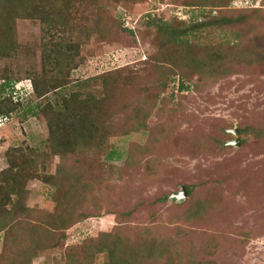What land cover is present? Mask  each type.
Returning <instances> with one entry per match:
<instances>
[{"label": "rangeland", "instance_id": "obj_1", "mask_svg": "<svg viewBox=\"0 0 264 264\" xmlns=\"http://www.w3.org/2000/svg\"><path fill=\"white\" fill-rule=\"evenodd\" d=\"M201 2L0 0V101L21 106L0 117V178L14 165L34 176L0 213V264H108L110 250L115 264H264V0L187 7ZM160 20L208 26L193 49L165 50ZM65 41L79 52L69 72ZM78 84L106 148L56 157L53 114L32 113ZM60 173L55 191L40 177Z\"/></svg>", "mask_w": 264, "mask_h": 264}, {"label": "trees", "instance_id": "obj_2", "mask_svg": "<svg viewBox=\"0 0 264 264\" xmlns=\"http://www.w3.org/2000/svg\"><path fill=\"white\" fill-rule=\"evenodd\" d=\"M97 2L98 0H94ZM234 0H202L201 3L191 4L188 3L187 7H193L198 8L202 7L204 8V3L210 4L212 3V7L220 9L223 7H226L228 4H230ZM37 9V8H36ZM42 9V8H41ZM66 13L70 14V10L66 11ZM36 19H40V21L45 25H50V15L45 12L40 11V16H37ZM223 24L229 23L231 20H227V18L220 19ZM220 22V21H219ZM152 26L157 25L161 36L163 38V48L165 50H169V48L172 46V49H185L186 51L191 48L189 36H195L197 32H200V29L207 27L206 24H201V22H197L194 24H190L191 26H188L186 23H182L185 27L182 29L173 27L168 22H163L160 20L157 22V24L150 23ZM188 26V27H187ZM130 33L134 35V31L130 30ZM64 45L67 46L66 50L63 53H59L61 57L62 63L64 62V58L66 62V67H68L69 70L76 69L77 66H75V56L77 57V49L73 50L74 48L71 47V43L64 42ZM45 47V46H44ZM9 49V47L7 48ZM4 51V49H3ZM7 51V50H6ZM46 54L49 53L47 56L50 57V60L55 61V65L58 67H62L57 60H60L58 55H54L53 50L48 49V47H45ZM74 54V55H73ZM52 61V62H53ZM46 63V62H45ZM48 64V63H47ZM51 64V63H50ZM48 64V65H50ZM73 66V67H72ZM65 68V67H64ZM63 69V68H62ZM63 72V70H62ZM28 79H30V76H28ZM33 80L34 89L36 92H45L40 97H43L45 95H49L50 93L48 90H52V86L48 84L47 81L42 80L40 77L35 76L31 78ZM4 81V87H11L14 86L15 83H19L22 80H14L10 78H3ZM58 86L53 87V91L62 90L64 91L66 88H68L69 83L67 82H59V84H56ZM75 91L71 93L70 96H67V94H61L59 93V99L57 100V105L54 107V105L51 103L52 101H49V103L43 107L38 106L39 112H33L36 117H38L40 114H47L52 113L53 117L50 120V137L48 140V145L51 146L53 152L55 153V156H61L65 158L68 155H73L78 153L79 151H92L96 148V146L101 149L104 147L106 148V141L103 138V141L98 139L100 136V130L94 126V118H98L99 115H96L100 108L94 105L89 104L87 101H89L90 98H86L85 100H80V97L84 95V89L77 85L75 87ZM180 89L186 90L188 89L185 82H181ZM87 100V101H86ZM98 100V99H97ZM21 106L15 104L11 98H5L4 100L0 101V117L2 118H8L16 112L18 109L20 110ZM102 117V115L99 116V118ZM98 118V119H99ZM52 126V127H51ZM241 133H247V130H242ZM98 136V138H97ZM106 136V135H105ZM104 136V137H105ZM102 139V138H101ZM100 140L101 144L97 143V141ZM36 148H27V150H24L26 152H29L30 154H39L36 150ZM104 150V149H102ZM102 150L100 152H102ZM99 151V150H98ZM122 155L115 149H110L108 154L106 155V161L107 162H116L121 160ZM17 165L11 166L8 170L4 171L2 173V176L0 178V213L2 210L6 209L7 205L11 202L13 193L17 190L18 195H20V198H23V194L21 191L22 188L25 187L27 182L34 177L30 176L24 169L17 170ZM63 176L65 175L63 173H60L58 176H40L41 180L44 185L50 186L52 188V191H55L59 188V185H61V182H63ZM68 180L74 177L66 176ZM21 189V190H20ZM189 194H191V191H188ZM20 202V201H19ZM80 220L82 219V215L79 216ZM83 219H86L84 217ZM78 219V221H80ZM74 224V223H72ZM71 224V225H72ZM70 224H62L63 229H66L69 227ZM115 251H108L109 254V263L108 264H115V255L113 254ZM90 264V262L85 263Z\"/></svg>", "mask_w": 264, "mask_h": 264}, {"label": "water", "instance_id": "obj_3", "mask_svg": "<svg viewBox=\"0 0 264 264\" xmlns=\"http://www.w3.org/2000/svg\"><path fill=\"white\" fill-rule=\"evenodd\" d=\"M233 134L237 136V142L232 143V145H234V146H240L241 145L240 138H239L240 137V134H241L240 130H238V129L237 130H234L233 131ZM184 196L185 197L189 196L188 190L185 187L183 189V194L180 195V196H177V198H178V200H182V199H184Z\"/></svg>", "mask_w": 264, "mask_h": 264}, {"label": "built area", "instance_id": "obj_4", "mask_svg": "<svg viewBox=\"0 0 264 264\" xmlns=\"http://www.w3.org/2000/svg\"><path fill=\"white\" fill-rule=\"evenodd\" d=\"M0 121H3V120L0 118Z\"/></svg>", "mask_w": 264, "mask_h": 264}]
</instances>
